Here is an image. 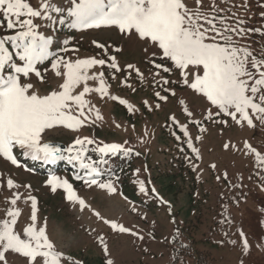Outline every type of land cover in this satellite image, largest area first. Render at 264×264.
Instances as JSON below:
<instances>
[{
    "label": "rangeland",
    "instance_id": "obj_1",
    "mask_svg": "<svg viewBox=\"0 0 264 264\" xmlns=\"http://www.w3.org/2000/svg\"><path fill=\"white\" fill-rule=\"evenodd\" d=\"M30 2L37 6V0ZM57 2L65 9L70 6V0ZM185 3L196 7L195 0ZM245 3L246 8L242 6ZM216 4L225 10L217 15L229 17L228 23L233 27L232 14L236 13V18L245 21L242 27L262 30L234 39L239 40L240 46L249 47L255 56L264 57V0H216ZM201 7L211 12L210 0H201ZM36 22L41 23L43 34L53 36L50 50L54 53L73 60L103 59L106 55L115 57L119 66L118 70L105 66L93 69L104 72L109 95L93 92L85 98L99 109L103 119L86 122L78 130L66 126L46 129L42 143L61 142L71 147L77 137H89L101 146L119 143L133 151L123 156L118 175L95 177L98 182L111 180L114 193L97 185L89 187L83 179L65 171L38 173L32 166L40 160L33 159V164L27 166L24 161L29 156L23 161L19 149H14L19 165L0 156V221L13 207L11 198L20 193L22 198L15 207L21 212L15 231L23 237L28 224L40 227L46 221V234L55 249L64 254L62 264H107L109 260L112 264H264V212L260 211L264 208V168H258L255 154H245L248 150L244 148L247 141L264 154V123L254 118V127L246 122L238 124L226 114L208 119L209 110L216 113L219 109L185 85L181 71L174 69L157 46L140 39L134 30L122 33L117 26L103 25L71 28L70 21L57 23L53 28ZM0 34L12 33L0 27ZM65 40L69 41L67 45ZM65 46L68 52L61 51ZM155 64L173 70L164 72ZM38 68L43 82L35 75L30 82L39 94L46 95L63 82L51 69V58ZM161 78L169 83L163 84ZM192 78L189 75L190 81ZM98 83L89 81L92 87ZM156 92L168 99L160 100ZM112 96L127 101L132 110ZM185 108L193 114L191 117ZM91 115L95 119V112ZM183 125L187 126V133ZM189 137L199 150V158L188 146ZM97 144L87 145V149L96 148ZM225 144L229 147L225 148ZM52 176L67 179L87 206L82 209L78 203L68 201L63 188L53 192L47 183ZM9 178L19 187L9 189ZM140 181L144 182V192L140 191ZM29 195L37 201L35 222L31 221V201L25 203L24 199ZM105 221H114L131 231L120 232ZM245 237L250 245L247 251L243 247ZM5 259L7 264H28L27 258L11 251Z\"/></svg>",
    "mask_w": 264,
    "mask_h": 264
},
{
    "label": "snow or ice",
    "instance_id": "obj_2",
    "mask_svg": "<svg viewBox=\"0 0 264 264\" xmlns=\"http://www.w3.org/2000/svg\"><path fill=\"white\" fill-rule=\"evenodd\" d=\"M195 4V8H190L185 0H70V6L65 9L57 0H37V6H33L30 0H0V27H6L12 33L0 35V156L13 165H19L14 149H19L22 155L34 160L55 162L64 159L65 152L59 147L42 143L45 130L55 126L78 130L86 122L95 123L96 120L103 119L99 109L85 97L93 92L101 96L109 95L104 72L93 71L96 66H105L107 61L95 57L73 60L54 53L50 50L53 36L43 34L40 31L41 23H37V20L52 25L53 28L57 23L70 21L68 26L71 28H99L103 25L117 26L122 33L134 30L140 39L157 46L162 51V56L172 62L174 69L181 71L185 85L203 94L219 109L216 113L209 110L208 119H212L214 115L226 114L238 124L246 122L248 126L254 127V118L264 123V57L255 56L249 47L240 46L239 40L234 39L262 30L242 27L245 21L236 18V13L232 14V19L235 20L233 27L228 23L229 17L217 15L225 10L218 8L216 0H210L211 12L203 10L201 0H195ZM242 6L246 8V3ZM68 43L69 41H64L65 45ZM98 47L107 51L103 44H98ZM61 51L68 52L69 49L65 46ZM49 58L51 69L63 82L57 89L41 95L30 78L35 75L43 82L38 65ZM108 67L118 70L115 57H112ZM155 67L164 72L173 70L163 64H155ZM136 71L142 77L139 70ZM189 75L193 77L191 81ZM161 79L163 84L169 83L167 79ZM89 81H98V86H90ZM172 94L175 95V92ZM155 95L162 101L168 99L159 92ZM111 99L127 104L129 111L133 108L119 97L112 96ZM185 111L189 117L193 115L187 108ZM93 112L95 119L91 115ZM171 119L175 121V117ZM193 123L199 124L200 121ZM182 128L187 133V126L183 125ZM92 144L97 142L89 137H77L67 149V159L79 162V166L85 170V176L77 178L83 179L89 187L97 185L114 193L116 188L111 180L98 182L95 178L94 174H99L98 162L84 155L88 151L87 145ZM188 146L199 158V150L192 145L191 137L188 139ZM227 147L229 145L225 144V148ZM244 148L248 150L245 154H255L257 167L264 168V154L247 141ZM94 150L101 154L102 161L109 154L116 155L123 151L127 155L133 151L119 143H104L102 146L97 144ZM73 152L74 155L71 154ZM195 167L193 165L194 169ZM212 167L215 168V165ZM224 176L227 177L226 172ZM47 183L52 186L53 192L57 188L65 189L68 201L78 203L82 209L87 206L67 179L60 180L59 177L52 176ZM7 187L18 188L19 185L9 178ZM152 190L155 191L154 188ZM140 191H146L143 181H140ZM21 198L18 192L11 198L10 204L13 207L6 211V218L0 221V262L7 264L5 254L11 251L27 258L28 264H62L64 254L55 249L46 234V221L40 227L35 223L28 224L23 230V237L15 231L21 212L15 206ZM24 199L25 203L31 201V221L35 222L36 197L29 195ZM260 211L264 212V208ZM96 215L100 214L97 212ZM105 222L120 232L131 231L114 221ZM240 235L244 236L243 231ZM139 238L143 239L142 236ZM100 239L103 244V238ZM231 243L235 244L236 241ZM243 247L245 251L250 247L246 237ZM104 250L107 252L106 244ZM107 264H112V261L109 260Z\"/></svg>",
    "mask_w": 264,
    "mask_h": 264
},
{
    "label": "trees",
    "instance_id": "obj_3",
    "mask_svg": "<svg viewBox=\"0 0 264 264\" xmlns=\"http://www.w3.org/2000/svg\"><path fill=\"white\" fill-rule=\"evenodd\" d=\"M104 58L106 59V56H104ZM94 149L95 148L90 147L84 155L86 156V158L90 157L91 160H95L98 162L99 174L98 175L94 174L95 177H105L106 178L108 175H111L112 173H115L116 175L120 173L119 171H120V168L122 166V158L124 156L123 151H121L120 153H118L116 155L109 154V155L105 156L104 160L102 161L101 160V154L98 151H95ZM86 162H88L87 159H86ZM27 165H30V164L27 163ZM37 166H34L35 171L38 173H41L42 171L39 170L37 168ZM47 170L67 171L68 173H71V174L74 171H76L78 173H81L83 176H85V170L79 166V163L74 162V161L70 162L67 159L66 155H65L64 159H60L58 161V165L56 167H51V168L48 167Z\"/></svg>",
    "mask_w": 264,
    "mask_h": 264
},
{
    "label": "water",
    "instance_id": "obj_4",
    "mask_svg": "<svg viewBox=\"0 0 264 264\" xmlns=\"http://www.w3.org/2000/svg\"><path fill=\"white\" fill-rule=\"evenodd\" d=\"M53 145L59 147L62 150V146L60 144H53Z\"/></svg>",
    "mask_w": 264,
    "mask_h": 264
}]
</instances>
